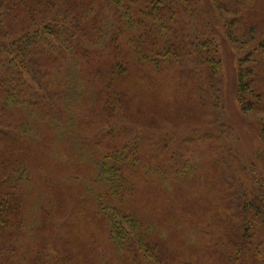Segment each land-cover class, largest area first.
I'll use <instances>...</instances> for the list:
<instances>
[{
  "label": "trees",
  "instance_id": "1",
  "mask_svg": "<svg viewBox=\"0 0 264 264\" xmlns=\"http://www.w3.org/2000/svg\"><path fill=\"white\" fill-rule=\"evenodd\" d=\"M192 1L0 0V264H92V229L119 264L168 253L152 214L124 211L141 150L103 146L137 120L140 83L161 58L192 52L178 28ZM238 73L241 94L258 89L256 67ZM229 251L227 264L243 258L241 244Z\"/></svg>",
  "mask_w": 264,
  "mask_h": 264
},
{
  "label": "rangeland",
  "instance_id": "2",
  "mask_svg": "<svg viewBox=\"0 0 264 264\" xmlns=\"http://www.w3.org/2000/svg\"><path fill=\"white\" fill-rule=\"evenodd\" d=\"M179 12V36L192 52L173 64L161 58L156 78L140 83L137 120L127 116V133L104 141L118 153L141 150L142 168L126 175L133 192L124 211L152 214L169 249L152 264H227L239 244L244 255L233 264H264V0H195ZM251 67L260 79L254 97L238 84L239 69ZM92 233V264H119L105 233Z\"/></svg>",
  "mask_w": 264,
  "mask_h": 264
}]
</instances>
